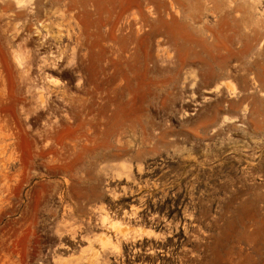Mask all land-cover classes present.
Masks as SVG:
<instances>
[{"label": "rangeland", "instance_id": "374dc122", "mask_svg": "<svg viewBox=\"0 0 264 264\" xmlns=\"http://www.w3.org/2000/svg\"><path fill=\"white\" fill-rule=\"evenodd\" d=\"M137 256L264 264V0H0V264Z\"/></svg>", "mask_w": 264, "mask_h": 264}, {"label": "trees", "instance_id": "16d2710c", "mask_svg": "<svg viewBox=\"0 0 264 264\" xmlns=\"http://www.w3.org/2000/svg\"><path fill=\"white\" fill-rule=\"evenodd\" d=\"M183 235V231L181 230L178 234H175L174 236L172 237H168L166 239V241L164 243H162V246H163V249H164V252L167 251L169 248L173 247V246H176V247H179L181 244H180V241H178L177 243H173V241L175 239H181ZM148 241L147 239L144 240V242ZM164 252H160L158 253V258H162V253ZM163 261V259H162ZM130 262V261H129ZM133 263H136V262H139L141 264H144L143 263V260L140 258V256H137V258L134 260V261H131Z\"/></svg>", "mask_w": 264, "mask_h": 264}]
</instances>
